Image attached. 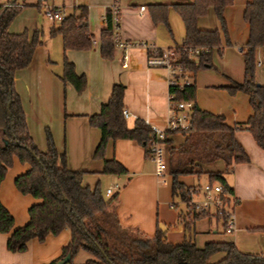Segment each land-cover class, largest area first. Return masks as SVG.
I'll return each instance as SVG.
<instances>
[{"label":"crops","instance_id":"obj_1","mask_svg":"<svg viewBox=\"0 0 264 264\" xmlns=\"http://www.w3.org/2000/svg\"><path fill=\"white\" fill-rule=\"evenodd\" d=\"M7 0H2L4 3ZM114 0H61L64 14L71 11L76 4H83L87 9L88 29L95 40L87 49H62L59 34L48 33L52 22L47 27L44 38L40 29V43L32 52L29 62L13 73V85L24 112L26 127L38 149L46 147L44 130L47 128L58 151L64 153L65 164L69 169L84 170L82 182L92 186L99 182L102 192L107 186L116 193L113 211L120 226L131 232H138L151 238L156 226L164 231L167 242H182L188 232L196 246L205 241H232L243 252L264 255V152L254 142L250 132L238 128L234 137L241 144L248 156V161L230 163L225 169V161L216 158L209 162L194 165V172L178 175V180L190 185L197 182L201 173L208 180V171H219L225 184L231 189L235 198V229L225 232L221 218L205 215L184 224L183 206L169 207L171 195L170 174H164V180L158 181L153 171L149 155L144 147L130 138L108 139L104 148V157L114 158L126 169L121 174L101 173L102 159L93 157L92 153L99 140V129L88 123V115L98 111L114 82L124 85L122 102L128 112L124 118L131 126L135 118L146 120L148 124L163 126L168 105V83L171 79L164 66L150 65L146 62L145 45L164 49L179 44L183 40L184 27L178 13L170 3L182 0H115L119 7L120 38L130 43L125 48V65H122V50L113 46L112 55L103 58L98 50V37L104 25L105 10ZM248 0H232L222 10L229 44H222L221 50L212 51L211 60L215 70H196L194 77V104L202 109L223 115L224 122L233 124L244 121L251 113L248 96L242 91L229 93L225 86L243 78V63L238 47L242 46L247 36V23L242 11ZM21 7L24 10L29 4ZM152 3L168 4L166 22H153L148 5ZM45 4L41 0L40 7ZM29 5V6H30ZM143 5L140 10L139 6ZM35 6V5H34ZM19 10V12H20ZM44 15V14H43ZM7 29L12 32L26 30L27 34L36 28L35 19L19 25L13 19ZM196 26L202 29L217 28L219 22L211 6L204 14L196 17ZM38 29V28H36ZM221 35V33H220ZM221 42L223 37L221 35ZM51 48V49H50ZM62 55L73 63L77 73L85 76V86L76 92L67 81L58 76L60 66L49 52ZM255 59L264 58V45L255 49ZM258 67V83L264 84V64ZM189 80L190 77L184 76ZM181 80L178 78V81ZM170 142L166 145H178L184 138L181 132L168 135ZM167 159H168V151ZM26 162H19L13 156L0 180V202L10 212L13 226L26 222L27 208L36 199L28 193H21L15 187L13 178L27 168ZM200 170V171H197ZM196 176L187 180V177ZM101 182H104L101 187ZM116 183V186H114ZM110 196V195H109ZM106 196L105 197H109ZM198 220H203L197 224ZM6 233L0 232V264H46L60 256L62 246L67 242L69 232L63 227L56 234H46L39 241L30 238L23 250L6 248ZM72 254L65 262L58 264H83V259H73ZM223 252H216L209 257L210 262L218 260ZM59 257L57 260H59ZM56 260V263H57Z\"/></svg>","mask_w":264,"mask_h":264},{"label":"trees","instance_id":"obj_2","mask_svg":"<svg viewBox=\"0 0 264 264\" xmlns=\"http://www.w3.org/2000/svg\"><path fill=\"white\" fill-rule=\"evenodd\" d=\"M232 0H182L169 5L180 16L184 35L179 44L168 49L173 66H179L184 72L174 73L175 82L168 83L169 100L194 101L195 84L193 75L197 69L212 66V51H220L222 44H229L222 10ZM41 0L33 5L40 6ZM28 3L24 0H7L0 3V180L12 163L13 156L20 162H26L27 168L13 178L15 187L21 193H28L36 200L27 208L28 218L25 223L13 226L10 212L0 202V232L6 233L5 245L9 250H23L30 238L41 241L45 235L56 234L63 227L69 232L67 242L62 246L59 257L77 249H84L90 256L83 264H264V255L243 252L232 241L208 240L198 247L191 233L186 234L182 242L171 243L164 238V231L159 226L154 229L151 238L142 233L131 232L120 226L113 211L116 193L105 197L99 182L90 186L82 182L84 170L66 167L64 153L54 145L50 131L45 129L44 150L34 144L28 133L24 112L17 92L13 86V73L24 67L30 60L34 47L40 43V32L34 29L30 35L26 30L12 32L7 29L13 16ZM211 6L219 22L217 28L202 29L196 26V17L204 14ZM168 4L152 3L148 5L153 22H166ZM87 9L83 4L74 5L73 9L62 17L57 26L51 25L48 33L59 34L62 49H87L91 46L92 33L88 29ZM243 19L247 23V36L240 52L243 63V78L225 86L229 93L242 91L248 96L251 113L242 122L227 124L222 114L213 113L197 107L194 102L190 110V122L183 140L176 146H169L167 169L170 174L171 195L187 198L188 192L178 175L194 172V165L209 162L216 158L225 161V169L230 163L246 162L248 156L234 137L238 128L250 132L254 142L264 152V84L254 78L255 49L264 45V0H248L243 7ZM223 43L221 42V35ZM194 48H201L192 55ZM98 50L103 58H109L113 51L109 12L105 10L104 25L98 37ZM147 50V54H160ZM62 81L69 82L76 92L85 86L83 73L75 72L73 63L62 55ZM187 75L191 80L178 84L179 77ZM124 85L114 82L107 99L98 111L88 115V123L99 129V140L92 156L102 159L101 173H125V167L116 159L104 157V148L108 139L130 138L146 148L150 136L149 125L141 118H135L127 126L122 115V96ZM178 131L168 132L169 134ZM170 142L168 136L165 138ZM200 171V170H197ZM208 180L219 181L226 185L219 171H208ZM227 186V185H226ZM208 215L192 212L184 220L188 228L193 219ZM189 229V228H188ZM190 230V229H189ZM223 255L210 262L209 257L216 253ZM58 257V258H59ZM52 259L46 264H58Z\"/></svg>","mask_w":264,"mask_h":264},{"label":"built area","instance_id":"obj_3","mask_svg":"<svg viewBox=\"0 0 264 264\" xmlns=\"http://www.w3.org/2000/svg\"><path fill=\"white\" fill-rule=\"evenodd\" d=\"M107 9L109 12L111 40L114 47L122 50V65H125V48L130 45V43L123 40L119 36V7L117 2L115 0L112 1L108 5ZM139 9L142 10L143 5H140ZM43 14L52 22L58 23L64 16V10L61 5L43 4ZM94 42L95 40L91 39V43ZM145 49L146 51L149 50L155 52L157 48L151 45H145ZM200 50L202 49L194 48L192 50V55ZM171 54V49L164 48L161 49L160 54H147L146 62L150 65L164 66L168 70L170 77L174 73L180 74L181 72H184L178 65H172L169 59ZM261 64H264V58L255 60L256 66H260ZM171 78V82H175L173 77ZM179 78L181 80L176 81L178 84L187 82V79H185L184 76ZM170 96L171 95L168 94L166 118L162 127L148 124L146 120H144V122L149 125L151 131L146 142V148L149 151V156L153 163L154 174L160 182L164 180V174L167 172V142L165 141V138L172 131L180 132L188 127L190 122V110L193 106V101L190 99L177 100L173 102L169 100ZM121 112L124 118L128 115L125 108H122ZM114 186H116V183H114ZM187 192V198H180L176 196L174 199H171L168 203L169 207L176 208L178 205H181L185 210V214L188 216H190L192 212H202L208 215L217 216L222 219L225 232H232L235 229V198L228 186L219 181L205 180L203 182L188 185ZM112 194V187L107 186L104 190V195L109 196Z\"/></svg>","mask_w":264,"mask_h":264},{"label":"rangeland","instance_id":"obj_4","mask_svg":"<svg viewBox=\"0 0 264 264\" xmlns=\"http://www.w3.org/2000/svg\"><path fill=\"white\" fill-rule=\"evenodd\" d=\"M1 1L2 0H0V2ZM17 1L21 2L23 0H17ZM24 1L29 3V2H31L33 0H24ZM44 2H45V4H48V5H60L61 0H44ZM29 5L26 6L23 11L20 10V12L18 11L13 16V18H12L14 20L13 22L17 23L19 25H22V24L25 25V23H27L28 21H32L33 19H35L34 21H35L36 28H38L39 32H40V29L42 30L43 36L41 35V38H44L47 35V27L50 24V20L43 15V7L42 6L41 7L40 6L37 7V6H34V5H32V6L31 5L29 6ZM49 54H50L51 58H53V56H55L54 59L57 60V62H58L57 64L60 66L59 67L60 71H58V73H61V68H62V63H61V61H62V53H61V49H59V51L57 53H54L51 50L49 52ZM206 69L215 70V67L212 64L211 67L200 68V69H197V70H206ZM254 78H255V80H256V78H258V67H256V66L254 68ZM192 79H194V77ZM189 80H191V78H189ZM194 97H195V94H194ZM44 137H45V130H44ZM166 157H167V152H166ZM21 163H23V162H21ZM198 177H199L198 180L203 182V180L205 179V174L201 173ZM195 178H196V176L194 175V176L187 177L186 179L187 180H192V179H195ZM103 183L104 182H101V184H100L101 187H102ZM200 222H204V221L203 220H198L197 224L199 225ZM89 256L90 255L84 249L79 248V249L76 250L73 259H83V260H85Z\"/></svg>","mask_w":264,"mask_h":264},{"label":"water","instance_id":"obj_5","mask_svg":"<svg viewBox=\"0 0 264 264\" xmlns=\"http://www.w3.org/2000/svg\"><path fill=\"white\" fill-rule=\"evenodd\" d=\"M69 259V253H66L64 256H62L59 260H57V263L65 262Z\"/></svg>","mask_w":264,"mask_h":264}]
</instances>
